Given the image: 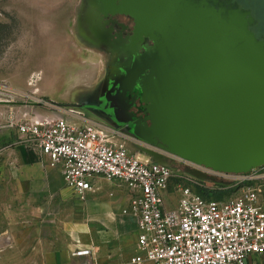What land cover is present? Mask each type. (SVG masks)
<instances>
[{
    "label": "water",
    "instance_id": "obj_1",
    "mask_svg": "<svg viewBox=\"0 0 264 264\" xmlns=\"http://www.w3.org/2000/svg\"><path fill=\"white\" fill-rule=\"evenodd\" d=\"M101 1L106 12L130 16L136 32L154 43L112 86L122 101L138 89L146 118L132 135L152 148L143 152L165 166L175 167L168 164L174 157L225 175L264 167V17L229 0L199 1L231 17H139L135 0ZM257 7L264 13V3Z\"/></svg>",
    "mask_w": 264,
    "mask_h": 264
},
{
    "label": "rangeland",
    "instance_id": "obj_2",
    "mask_svg": "<svg viewBox=\"0 0 264 264\" xmlns=\"http://www.w3.org/2000/svg\"><path fill=\"white\" fill-rule=\"evenodd\" d=\"M136 2L140 3L138 8L135 6L139 17H231L224 7L213 11L199 0ZM87 7V0H0V160L6 149L22 145L16 127L20 121L38 117L76 120V114H82L91 121L103 123L91 105L96 104L97 95L104 96L111 87L114 51L103 48L89 31L91 12ZM118 142L130 152L148 158L143 150L121 140ZM187 165L189 167L175 162L178 178L164 194L172 209L177 206L180 189L188 188L207 200L224 201L240 195L247 186L256 187L263 182L242 183L237 175L206 173L215 181L192 176L185 180L184 174L193 168ZM257 174H264V169ZM14 189L12 182L0 176V190L5 195H0V225H5V244L11 242L15 232L12 227L20 221H29V207L14 203L20 201L13 197ZM94 192L96 199L91 203L71 196V210L99 205L100 213L105 215L108 208L103 205L113 201L115 208L134 220L131 203H120L117 199L123 189L102 181ZM62 207L60 203L51 206L47 233L64 227L63 216L59 215ZM42 221L38 219L39 224H43ZM21 232L24 238L29 237V230ZM129 241L126 234V246ZM26 248L23 247V254H28ZM13 249L7 245L5 253L13 256Z\"/></svg>",
    "mask_w": 264,
    "mask_h": 264
},
{
    "label": "built area",
    "instance_id": "obj_3",
    "mask_svg": "<svg viewBox=\"0 0 264 264\" xmlns=\"http://www.w3.org/2000/svg\"><path fill=\"white\" fill-rule=\"evenodd\" d=\"M16 127L21 144L59 167L64 188L77 198L92 192L97 180L128 192L138 230V254L130 264H254L250 256L264 255L261 186H247L224 201L180 189L177 206L168 209L164 194L178 178V170L150 158L142 160L104 128L64 117H38ZM191 165L206 174L224 175ZM256 171L237 176L242 183L263 180L264 174ZM184 176L189 180V174ZM91 255V249L83 248L72 253Z\"/></svg>",
    "mask_w": 264,
    "mask_h": 264
},
{
    "label": "crops",
    "instance_id": "obj_4",
    "mask_svg": "<svg viewBox=\"0 0 264 264\" xmlns=\"http://www.w3.org/2000/svg\"><path fill=\"white\" fill-rule=\"evenodd\" d=\"M75 117L82 123L104 128L115 136L116 143H119L118 140L124 141L114 129L91 121L82 114H76ZM139 157L146 159V156ZM2 175L15 185L13 197L20 201L14 203L29 207V221H20L16 227L11 228L15 232L12 233L9 244L4 243L5 225H0V264H130L131 258L138 254L136 218L132 220L122 210L115 208L113 201H106L103 205L108 208L105 215L100 213L99 205L78 207V211L71 210V196H76L64 189L59 167L52 166L40 153L23 145L6 149L0 160V176ZM102 181L104 180H97L95 189L82 199L89 203L94 201V191ZM260 181H263L258 184L263 191L260 202L264 208V179ZM123 190L125 193H121L117 199L120 203L128 204L129 194ZM2 192L4 193L0 190L1 197H5ZM58 203L63 205L59 215L63 216L64 227L59 226L52 233H47L51 206ZM93 204L96 205L94 202ZM166 207L171 209L167 199ZM38 219L43 220V224H39ZM23 229L29 230L28 238L22 236ZM126 234L130 238L128 246L124 242ZM7 245L14 248L13 256L5 253ZM23 247H27L28 254L22 253L25 251ZM82 248L91 249V257L72 256L76 249ZM249 262L264 264V255L250 256Z\"/></svg>",
    "mask_w": 264,
    "mask_h": 264
},
{
    "label": "flooded vegetation",
    "instance_id": "obj_5",
    "mask_svg": "<svg viewBox=\"0 0 264 264\" xmlns=\"http://www.w3.org/2000/svg\"><path fill=\"white\" fill-rule=\"evenodd\" d=\"M87 2V9L91 12L89 31L99 39L103 48L124 52L129 64L139 59L144 60L153 51L154 43L148 37L136 32L134 20L130 16L119 13L112 15L106 12L101 0H87ZM229 3L236 5L238 10L251 11L253 17H264L262 11L260 15L256 13L257 4L264 3V0H229ZM261 9L263 10V7ZM117 88L111 86L104 96L97 95L96 104L91 105L92 109L100 114L102 124L118 132L124 142L140 150L152 149L132 135L139 118H146L144 105L141 104L140 96L137 94L138 89L135 88L130 94H126V100L122 101L117 97ZM172 161L178 162L169 160ZM186 166L189 167L187 164ZM191 169L201 171L198 168Z\"/></svg>",
    "mask_w": 264,
    "mask_h": 264
},
{
    "label": "bare ground",
    "instance_id": "obj_6",
    "mask_svg": "<svg viewBox=\"0 0 264 264\" xmlns=\"http://www.w3.org/2000/svg\"><path fill=\"white\" fill-rule=\"evenodd\" d=\"M113 54H114V61H113V67L111 73L112 76L111 86H114L123 80L124 74L130 66L129 61L126 55L124 54V52L114 51Z\"/></svg>",
    "mask_w": 264,
    "mask_h": 264
},
{
    "label": "trees",
    "instance_id": "obj_7",
    "mask_svg": "<svg viewBox=\"0 0 264 264\" xmlns=\"http://www.w3.org/2000/svg\"><path fill=\"white\" fill-rule=\"evenodd\" d=\"M205 192H208V191L205 190Z\"/></svg>",
    "mask_w": 264,
    "mask_h": 264
}]
</instances>
